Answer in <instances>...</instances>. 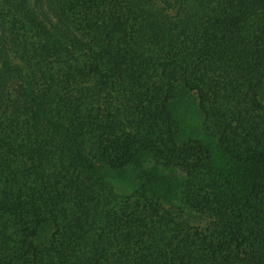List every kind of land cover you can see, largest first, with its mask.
<instances>
[{
  "label": "trees",
  "instance_id": "trees-1",
  "mask_svg": "<svg viewBox=\"0 0 264 264\" xmlns=\"http://www.w3.org/2000/svg\"><path fill=\"white\" fill-rule=\"evenodd\" d=\"M0 264H264V0H0Z\"/></svg>",
  "mask_w": 264,
  "mask_h": 264
},
{
  "label": "rangeland",
  "instance_id": "rangeland-1",
  "mask_svg": "<svg viewBox=\"0 0 264 264\" xmlns=\"http://www.w3.org/2000/svg\"><path fill=\"white\" fill-rule=\"evenodd\" d=\"M117 191H118V189H117ZM119 193H121L120 191H118Z\"/></svg>",
  "mask_w": 264,
  "mask_h": 264
}]
</instances>
